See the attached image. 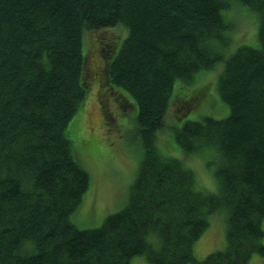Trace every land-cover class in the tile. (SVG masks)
Here are the masks:
<instances>
[{"label":"trees","instance_id":"obj_1","mask_svg":"<svg viewBox=\"0 0 264 264\" xmlns=\"http://www.w3.org/2000/svg\"><path fill=\"white\" fill-rule=\"evenodd\" d=\"M237 4L257 16L258 45L229 53L223 12ZM115 26L126 35L93 72L85 34ZM218 65L222 119L192 107L194 80ZM93 80L107 120L111 100L117 115L135 107L142 151L125 205L79 229L89 176L67 126ZM172 102L182 152L217 154L216 193L159 141ZM218 210L225 247L198 262L193 246ZM263 222L264 0H0V264H248L264 257Z\"/></svg>","mask_w":264,"mask_h":264},{"label":"rangeland","instance_id":"obj_2","mask_svg":"<svg viewBox=\"0 0 264 264\" xmlns=\"http://www.w3.org/2000/svg\"><path fill=\"white\" fill-rule=\"evenodd\" d=\"M243 8L237 4L233 6L230 13L229 10L223 12L225 18L230 20L233 26L230 30L232 42L229 45V53L233 52L238 45H258L257 16ZM125 35L126 29L122 26L94 30L85 34V47L88 51L96 52L94 56L92 55V60L88 58L90 69L93 72L95 65H101V50L109 46L115 49L116 44ZM221 65L201 73L193 82L195 96L192 97V103H194L192 107H196L197 113L215 119L225 118L229 113L228 106L220 101L216 92ZM105 86L102 85L101 88ZM96 89H98L97 80H93L92 89L86 96L82 107L67 126L72 149L89 176V188L71 216V221L79 229L100 227L107 216L116 213L125 205L129 189L137 174L142 151L133 124V117L136 115L135 107L126 104L123 111L120 110L123 115H117V105L114 100H111L107 105L111 114L114 115H107L109 117L107 120L105 112L100 107ZM122 91L131 97L126 91ZM128 101L132 103L131 100ZM175 108L176 103L172 102L164 127L157 134L159 141L161 144L163 140L169 143L168 152L182 159L185 165L192 170L200 189L216 193L218 187L214 175L217 167V154L207 149L188 156L182 152L171 135L172 129L178 127L182 120L179 113L175 112ZM194 118H196V111L192 110L187 119ZM208 219V228L193 246L194 257L198 262L214 252L222 251L225 247V212L218 210ZM262 228L264 230V222ZM130 264L149 263L147 258L141 255L133 257ZM248 264H264V257L255 254Z\"/></svg>","mask_w":264,"mask_h":264}]
</instances>
